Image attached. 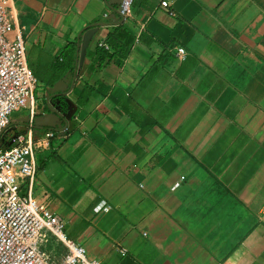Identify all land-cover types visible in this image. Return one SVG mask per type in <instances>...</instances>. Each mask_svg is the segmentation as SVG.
<instances>
[{
    "label": "crops",
    "instance_id": "crops-1",
    "mask_svg": "<svg viewBox=\"0 0 264 264\" xmlns=\"http://www.w3.org/2000/svg\"><path fill=\"white\" fill-rule=\"evenodd\" d=\"M160 1L8 0L37 83L0 145L53 132L31 195L97 264H264V0Z\"/></svg>",
    "mask_w": 264,
    "mask_h": 264
},
{
    "label": "built area",
    "instance_id": "built-area-1",
    "mask_svg": "<svg viewBox=\"0 0 264 264\" xmlns=\"http://www.w3.org/2000/svg\"><path fill=\"white\" fill-rule=\"evenodd\" d=\"M131 3L132 0H119V17L129 16ZM159 4L165 9L168 3L161 0ZM11 27L8 0H0V137L7 127L8 115L26 106L37 83L26 64L21 34L17 32L11 39L6 37ZM183 53V48H176L178 57ZM29 131L12 133L7 145H0V264H97L87 256L83 246L66 236L64 220L49 211L47 201L38 202L31 195L37 170L36 151L47 145L54 134L48 130L42 139L34 141ZM17 179L26 181L23 194L17 190ZM105 208L101 202L94 210ZM47 235L53 236L64 248L58 261L51 260L44 251ZM119 251L123 253L124 249Z\"/></svg>",
    "mask_w": 264,
    "mask_h": 264
}]
</instances>
